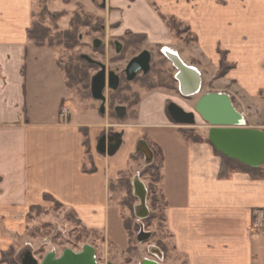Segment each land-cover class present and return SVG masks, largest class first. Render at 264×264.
Here are the masks:
<instances>
[{
  "label": "crops",
  "instance_id": "0c3cea01",
  "mask_svg": "<svg viewBox=\"0 0 264 264\" xmlns=\"http://www.w3.org/2000/svg\"><path fill=\"white\" fill-rule=\"evenodd\" d=\"M110 1L121 9L109 19L121 20L120 32L145 34L152 47L175 43L202 77L214 75L219 50L225 51L233 67L208 92L227 93L247 126L264 130V0ZM78 2L84 1L67 4ZM92 6L87 7L93 11ZM33 10L34 0H0V264H6L1 251L25 234L31 207L50 204L46 194L104 241H126L109 182L130 166L142 140L164 154L159 186L167 203L166 228L187 263L264 264V232L252 227L253 211L264 208V179L245 172L220 177L222 159L213 144L188 141L168 117L169 96L163 87L142 90L137 117L119 123L103 104L75 99L58 53L28 38ZM170 16L189 27L194 41L184 49L168 28ZM62 107L68 109L65 117ZM199 124L208 138V127ZM81 127L88 128L92 172L84 170ZM112 132L121 134L122 144L108 155L98 144Z\"/></svg>",
  "mask_w": 264,
  "mask_h": 264
},
{
  "label": "rangeland",
  "instance_id": "374dc122",
  "mask_svg": "<svg viewBox=\"0 0 264 264\" xmlns=\"http://www.w3.org/2000/svg\"><path fill=\"white\" fill-rule=\"evenodd\" d=\"M84 2H78L74 4H67L63 0H34L33 15H43V7H48L52 12L53 10L63 11L64 15L57 20L52 17H45L46 24L57 25L60 30L71 29V20L74 18L78 21L75 24L78 28L76 33L80 36V42L78 45H57L53 49L58 53L64 66H67L68 61L73 57L72 63H78L82 60V57L89 60L94 64L89 69L90 75L93 77L103 68L108 72H114L121 80L123 75L126 76L125 70L130 60L140 54L144 50H148L151 53L150 66H154L157 69L172 72L176 75L177 68L172 62L159 51L161 46L152 47L146 42L142 43L139 48L129 47L126 49L122 42V38L127 31L120 32L121 20L116 23H112L111 14L113 11H120V8H113L110 0H92L93 11L89 10L87 6L89 3L87 0ZM69 0L68 3H70ZM138 2V1H137ZM143 2H150V0H143ZM88 3V4H86ZM143 3V4H145ZM103 5L106 7L103 8ZM156 6V5H155ZM47 8V9H48ZM180 33L171 31L174 41L178 42L177 45L180 49L189 46L194 41L192 35L187 32L184 24L179 25ZM121 34V35H119ZM170 44V48L175 50L176 46ZM119 46V47H118ZM164 47V46H163ZM177 51V50H176ZM166 58L167 61L163 60ZM182 58V57H181ZM183 59V58H182ZM220 68V66H219ZM219 68L214 72L213 76H203L202 88L195 96H184L179 89V83L177 81L178 91L164 88L167 92L170 101H174L182 106L187 111H193L198 99L205 93H208L209 89L215 88V84L219 78L216 76L219 72ZM141 73L138 74L141 75ZM216 82V83H215ZM131 84V90L126 92L124 96L131 97L133 93L138 92L141 96V91L145 88L141 87L137 80L129 82ZM204 83V84H203ZM217 86V85H216ZM159 88V87H157ZM111 89H106V100H96L94 98L81 99L75 89H72L71 94L75 99L82 101V104L93 105L98 107L103 104L106 107L107 114L110 116V95ZM135 99V98H134ZM116 106H125L128 111L127 101H116ZM77 106L72 103L71 109H76ZM111 118V116H110ZM126 118V116H125ZM124 118V120H125ZM114 123L121 121L111 118ZM198 124L202 122L200 116H197ZM121 120V119H120ZM123 120V119H122ZM185 129H193L198 132L202 137L206 138L207 129L198 127H181ZM115 129V128H114ZM151 144V143H150ZM152 147V144H151ZM148 164L146 158L140 161V166H135V176H138L140 180L144 182L146 188L148 187V181L140 176V171L144 166ZM137 166V167H136ZM134 176V177H135ZM148 192V191H147ZM160 194V193H159ZM124 194H112V205L120 209L119 201L123 198ZM133 195L134 190H133ZM49 205H44L37 213L34 211L33 218L29 219L30 224L24 235L19 236L16 239L15 244H12L5 250L13 249L12 257L19 264H23L27 252H32L38 263L42 261L44 256L50 251L56 252L57 255H61L66 248H71L75 251H80L85 244H91L95 247L96 258L99 264H107L112 261L114 264H140L145 259H153L161 264H188L184 255L178 253L172 243V239L166 228V223L163 220V210L160 209V217L153 220L151 225H146L142 222L143 217L140 216L139 198L134 202L131 210L125 209L127 214H135V223L140 224V230L134 234L135 247L130 251L128 248V240H124L120 243H114L113 241H104L103 236L91 232L81 224H77L73 220H68V216L71 210L65 209L55 201L49 202ZM148 208L151 207L149 200L147 199ZM134 210V211H133ZM150 212V209H149ZM157 232V235H153ZM151 236L147 237V234ZM158 233L164 234V242L167 244V251H163L158 244ZM138 235L141 239L138 240ZM126 238V237H125ZM7 251V252H8Z\"/></svg>",
  "mask_w": 264,
  "mask_h": 264
},
{
  "label": "trees",
  "instance_id": "16d2710c",
  "mask_svg": "<svg viewBox=\"0 0 264 264\" xmlns=\"http://www.w3.org/2000/svg\"><path fill=\"white\" fill-rule=\"evenodd\" d=\"M65 3H68L69 0H63ZM48 8V7H47ZM46 6L43 7V15L36 16L33 15V21L31 26L27 30L28 38L37 46L41 47H48L53 49L57 45H64L66 47H70L69 45H78L80 42V36L77 31V26L75 24L78 21H75L73 18L71 20V29L60 30L58 26L55 24L50 25L46 24L45 17H52L54 19H58L64 15L63 11H55L52 12L49 8L47 9ZM182 22H179L173 16L168 17L167 25L170 31L180 33L179 25ZM186 30L189 31V27L185 26ZM124 46L127 48H139L142 43L146 41V35L142 33H134L130 30H127L121 39ZM161 53V51H159ZM220 53V68L219 72L217 73V77H223L230 69H232L233 65L230 64L226 59V52L223 50H219ZM73 57L67 63V66H64L61 58L58 59V63L60 68L64 71L66 76V83L68 89L72 91L75 89L79 97L81 99L86 98H93L91 93V82L92 76L89 73L90 67H92V63L89 60L82 57L78 63H72ZM167 59L164 57L162 61ZM137 80L141 87L151 90L157 87L168 88L170 90L178 91L177 80L173 73L169 71H164L162 69H157L154 66H150V69L146 73H142L141 75H137L134 79ZM132 80V81H134ZM130 80L127 79L125 75L121 77L120 83L117 88L111 89L109 95L110 101V116L119 121L120 120L116 114L115 108L117 107L114 104L116 101H127V108H128V115L127 118H136L137 117V106L140 102L141 96L138 92H134L132 100H129L131 97L124 96L125 93L130 91L131 84ZM129 99H128V98ZM135 98V99H134ZM169 100H167V104ZM166 113L168 117L173 121L166 106ZM174 122V121H173ZM84 140L83 145L85 147L86 153V166L84 170L86 172H92L95 170L94 166H89L92 164V154L90 152V141L88 137V128L81 127ZM178 131L184 135V137L191 142H203L207 141L210 142L209 138L202 137L198 132L193 129H185V128H178ZM211 143V142H210ZM150 148L153 152V160L151 163H148L146 166L143 167L140 171V176L148 181V195L147 199L150 202L151 207H149L150 212L149 215L143 219V223L146 225H151L153 220L157 217H160V209L161 207L164 208L163 210V220L166 222V213L165 209L167 206L166 200L161 194L160 191V182L162 180V169H163V162H164V154L162 149L155 144H150ZM216 154H218L221 159V170H220V177L226 178L229 177L234 172H245L250 174L253 178L264 179V164L259 167H251L249 165L243 164L238 160L231 159L220 151L215 148ZM144 159V154L139 152L137 154H133L130 157V166L123 171H120L115 178L111 179L109 182V190L112 194H124L123 198L119 201L120 209L119 214L123 221V226L126 231L127 240H128V248L130 251L135 247L133 243L135 237L134 234L140 230L138 223H135V214H127L124 210L129 209L131 210L135 201H137V196L133 195V178L135 176V166H140V161ZM88 165V166H87ZM136 166V167H137ZM160 193V194H159ZM45 199L47 201H55L57 204L62 206L58 201H56L52 196L49 194L45 195ZM44 207L43 205H36L32 206L30 212L28 213V218H33L34 211L36 213ZM134 211V210H133ZM68 220H73L77 224H81V220L77 218L76 214L73 211H70L69 216L67 217ZM153 235H157V232H154ZM138 238V237H137ZM164 252L167 251V244L164 242V234L158 233V239L156 242ZM3 250L1 251V262L6 264H19L14 258L12 257L13 249Z\"/></svg>",
  "mask_w": 264,
  "mask_h": 264
},
{
  "label": "water",
  "instance_id": "95a60500",
  "mask_svg": "<svg viewBox=\"0 0 264 264\" xmlns=\"http://www.w3.org/2000/svg\"><path fill=\"white\" fill-rule=\"evenodd\" d=\"M119 47V46H118ZM151 53L142 51L133 57L128 63L125 73L128 80H134L141 72L146 73L150 69ZM174 65H176L174 63ZM177 66V65H176ZM178 68V67H177ZM182 92L181 81L178 74L175 76ZM120 78L114 72H108L103 68L93 76L91 82L92 97L96 100H106V89L118 87ZM105 110V107H103ZM119 119H124L127 114L125 106L115 108ZM169 115L176 125L180 127H197V116L208 127V138L213 146L225 156L238 160L251 167H259L264 164V130L247 126L243 115L235 108L231 97L224 92H208L203 94L195 104L193 111H187L174 101L167 104ZM122 144V136L119 132L104 135L98 144V150L108 155L117 152ZM142 152L148 163L153 160V152L148 143L142 140L137 147ZM134 194L139 198V208L143 210L140 216L146 218L149 215L147 206V189L140 179L133 180ZM151 234H147V237ZM141 236L138 235V240ZM95 247L85 244L80 251L66 248L61 255L50 251L42 261L38 263L32 252H27L23 264H99L96 258ZM107 264H114L109 261ZM141 264H160L157 261L145 259Z\"/></svg>",
  "mask_w": 264,
  "mask_h": 264
},
{
  "label": "bare ground",
  "instance_id": "6f19581e",
  "mask_svg": "<svg viewBox=\"0 0 264 264\" xmlns=\"http://www.w3.org/2000/svg\"><path fill=\"white\" fill-rule=\"evenodd\" d=\"M166 57L177 65H174L177 68L176 74L181 81L182 94L185 96H195L198 94L202 88V75L200 71L193 65L187 64L179 55L176 50H173L167 46L164 47ZM179 83V82H178Z\"/></svg>",
  "mask_w": 264,
  "mask_h": 264
},
{
  "label": "built area",
  "instance_id": "2783aa9c",
  "mask_svg": "<svg viewBox=\"0 0 264 264\" xmlns=\"http://www.w3.org/2000/svg\"><path fill=\"white\" fill-rule=\"evenodd\" d=\"M165 47V46H164ZM164 47H162L161 52L166 56V53L164 51ZM177 75V74H176ZM175 75V76H176ZM68 114V109L65 107L61 108V116L65 117ZM252 227L256 230H259L261 232H264V208H256L253 211V221H252ZM153 260V259H149ZM156 261V260H153ZM143 262V261H142ZM158 262V261H157ZM160 263V262H159ZM141 264V263H140ZM161 264V263H160Z\"/></svg>",
  "mask_w": 264,
  "mask_h": 264
},
{
  "label": "flooded vegetation",
  "instance_id": "af4514ba",
  "mask_svg": "<svg viewBox=\"0 0 264 264\" xmlns=\"http://www.w3.org/2000/svg\"><path fill=\"white\" fill-rule=\"evenodd\" d=\"M177 72V71H176ZM143 73V72H142ZM120 83V82H119Z\"/></svg>",
  "mask_w": 264,
  "mask_h": 264
}]
</instances>
